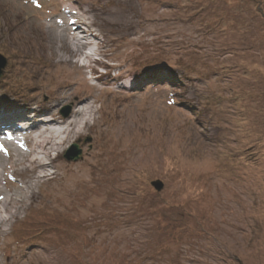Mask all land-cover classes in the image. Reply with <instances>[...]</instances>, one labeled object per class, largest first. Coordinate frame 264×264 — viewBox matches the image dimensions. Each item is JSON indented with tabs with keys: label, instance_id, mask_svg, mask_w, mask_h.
<instances>
[{
	"label": "rangeland",
	"instance_id": "374dc122",
	"mask_svg": "<svg viewBox=\"0 0 264 264\" xmlns=\"http://www.w3.org/2000/svg\"><path fill=\"white\" fill-rule=\"evenodd\" d=\"M0 55V264H264V0H0Z\"/></svg>",
	"mask_w": 264,
	"mask_h": 264
},
{
	"label": "water",
	"instance_id": "95a60500",
	"mask_svg": "<svg viewBox=\"0 0 264 264\" xmlns=\"http://www.w3.org/2000/svg\"><path fill=\"white\" fill-rule=\"evenodd\" d=\"M6 63V60L3 56L0 55V77L2 76V73H3V67ZM69 110L70 108L69 107H66L63 109V111L61 112V114L66 117L68 114H69ZM66 111V112H65ZM79 155H80V152L78 150V147L77 145H73L71 146V148L68 149V151L65 153L64 155V158L67 160V161H70V160H77L79 158ZM155 188H157V190H160V183H156L154 184Z\"/></svg>",
	"mask_w": 264,
	"mask_h": 264
},
{
	"label": "bare ground",
	"instance_id": "6f19581e",
	"mask_svg": "<svg viewBox=\"0 0 264 264\" xmlns=\"http://www.w3.org/2000/svg\"><path fill=\"white\" fill-rule=\"evenodd\" d=\"M82 33V32H81ZM5 66H6V63H5V65H4V67L2 68V69H4L5 68ZM40 123L42 122V121H39ZM51 122V120L50 121H47L46 123H44V124H49ZM73 122H71V123H69L68 125L69 126H77L78 124H79V122H74L73 124H72ZM53 124V123H52ZM37 124H34V126H36ZM39 126V125H38ZM42 127H44V125H41ZM42 127H40V128H38V129H41ZM59 129V128H58ZM3 131H6L5 129H1L0 130V133L1 132H3ZM14 133V132H13ZM49 133V135L52 133V134H54L55 132H54V129H52V130H49V129H45V130H42V131H40V139H41V143H47L49 140L48 139H46V138H48L47 136H45L46 134H48ZM60 133V132H59ZM65 135V134H64ZM45 136V137H44ZM58 137V136H57ZM50 138H53V137H51V135H50ZM66 138V137H65ZM46 139V140H45ZM53 139H55V140H53V142H54V146L55 147H58L59 148V146H62L63 145V142H64V140H59L58 138H53ZM65 143V142H64ZM57 148V149H58ZM56 149V150H57Z\"/></svg>",
	"mask_w": 264,
	"mask_h": 264
},
{
	"label": "trees",
	"instance_id": "16d2710c",
	"mask_svg": "<svg viewBox=\"0 0 264 264\" xmlns=\"http://www.w3.org/2000/svg\"><path fill=\"white\" fill-rule=\"evenodd\" d=\"M161 81H164V83H169L170 84V86H172L173 85V83L169 80V79H167V78H165V80H162V79H160ZM155 83H158V82H156V81H152V82H150V85H155ZM152 87V86H151Z\"/></svg>",
	"mask_w": 264,
	"mask_h": 264
},
{
	"label": "snow or ice",
	"instance_id": "6c2138e0",
	"mask_svg": "<svg viewBox=\"0 0 264 264\" xmlns=\"http://www.w3.org/2000/svg\"><path fill=\"white\" fill-rule=\"evenodd\" d=\"M3 148V146L2 145H0V149H2Z\"/></svg>",
	"mask_w": 264,
	"mask_h": 264
},
{
	"label": "clouds",
	"instance_id": "9594fccd",
	"mask_svg": "<svg viewBox=\"0 0 264 264\" xmlns=\"http://www.w3.org/2000/svg\"><path fill=\"white\" fill-rule=\"evenodd\" d=\"M97 62H99V61H97Z\"/></svg>",
	"mask_w": 264,
	"mask_h": 264
}]
</instances>
